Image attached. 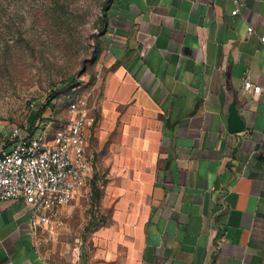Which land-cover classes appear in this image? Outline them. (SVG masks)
I'll use <instances>...</instances> for the list:
<instances>
[{
    "label": "crops",
    "instance_id": "0c3cea01",
    "mask_svg": "<svg viewBox=\"0 0 264 264\" xmlns=\"http://www.w3.org/2000/svg\"><path fill=\"white\" fill-rule=\"evenodd\" d=\"M235 9L115 0L86 129L96 223L73 264H264V0ZM32 218L0 203V264H53Z\"/></svg>",
    "mask_w": 264,
    "mask_h": 264
},
{
    "label": "rangeland",
    "instance_id": "374dc122",
    "mask_svg": "<svg viewBox=\"0 0 264 264\" xmlns=\"http://www.w3.org/2000/svg\"><path fill=\"white\" fill-rule=\"evenodd\" d=\"M2 1L0 120L22 125L48 104L44 117L59 123L75 95L88 97L90 107L103 76L98 60L108 45L115 0ZM65 83L73 87L65 91ZM96 212L88 185L65 209L55 231L38 232L40 253L53 264H73Z\"/></svg>",
    "mask_w": 264,
    "mask_h": 264
},
{
    "label": "built area",
    "instance_id": "2783aa9c",
    "mask_svg": "<svg viewBox=\"0 0 264 264\" xmlns=\"http://www.w3.org/2000/svg\"><path fill=\"white\" fill-rule=\"evenodd\" d=\"M232 1L236 17L243 0ZM244 84L248 91L262 92L249 79ZM88 101L85 96L70 97L65 112L69 116L53 133L54 122L43 116L10 125L8 134L0 139V203L23 200L31 206L34 231H55L65 209L88 186L93 168L87 155Z\"/></svg>",
    "mask_w": 264,
    "mask_h": 264
},
{
    "label": "water",
    "instance_id": "95a60500",
    "mask_svg": "<svg viewBox=\"0 0 264 264\" xmlns=\"http://www.w3.org/2000/svg\"><path fill=\"white\" fill-rule=\"evenodd\" d=\"M229 132L231 134H239L245 131V124L238 114L236 103H234L229 110Z\"/></svg>",
    "mask_w": 264,
    "mask_h": 264
},
{
    "label": "trees",
    "instance_id": "16d2710c",
    "mask_svg": "<svg viewBox=\"0 0 264 264\" xmlns=\"http://www.w3.org/2000/svg\"><path fill=\"white\" fill-rule=\"evenodd\" d=\"M113 0H109L108 1V4H111V2H112ZM2 6H3V1L2 0H0V8H2ZM73 87V85H72V83H65L64 84V87H63V89H65V91H66V89H71ZM58 94H59V92H55L54 94H53V99H55V100H57V96H58ZM51 101V100H50ZM48 106V104L47 105H44L38 112H36V113H34L33 115H32V117H31V120H36V119H38V118H41V117H43L44 115V113H45V110H46V107Z\"/></svg>",
    "mask_w": 264,
    "mask_h": 264
}]
</instances>
